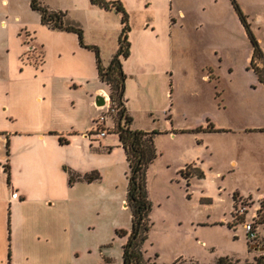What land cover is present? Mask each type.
Returning a JSON list of instances; mask_svg holds the SVG:
<instances>
[{
	"label": "rangeland",
	"instance_id": "374dc122",
	"mask_svg": "<svg viewBox=\"0 0 264 264\" xmlns=\"http://www.w3.org/2000/svg\"><path fill=\"white\" fill-rule=\"evenodd\" d=\"M39 1L62 11L65 25L82 29L85 42L109 63L122 30L120 15L90 0ZM120 1L130 16L134 44L126 61L133 126L177 131L176 137L154 138L157 158L147 170L152 212L146 257L156 264H215L221 257L253 261L264 253L258 250L264 225H254L264 195V84L251 67L253 47L232 0ZM234 1L264 53V0ZM175 19L184 22L180 31L172 29ZM146 32L159 36L160 45L172 38L176 49L145 60L140 45ZM77 45L76 34L42 25L31 0H0L1 77L16 66L25 68L18 61L24 47L23 59L37 65L45 53L44 79L30 68L21 73L28 78L23 97L33 112L45 106L44 86L53 85L56 97L64 92L63 77L96 76L95 54L88 53L89 68H81L84 61L73 52ZM107 116L111 132L105 141L74 139L58 157L59 168L39 149L21 153L0 134V163L6 160L7 173L10 160L18 187L9 190L11 182L0 171V264L123 263L127 238L119 232L132 229L129 164L114 134L116 118ZM5 125L0 120V127ZM194 162L202 166L203 179ZM75 168L100 179L71 185ZM247 224L256 226L254 238L247 236Z\"/></svg>",
	"mask_w": 264,
	"mask_h": 264
},
{
	"label": "crops",
	"instance_id": "0c3cea01",
	"mask_svg": "<svg viewBox=\"0 0 264 264\" xmlns=\"http://www.w3.org/2000/svg\"><path fill=\"white\" fill-rule=\"evenodd\" d=\"M112 1H120V0H112ZM106 12L112 13L113 11H106ZM180 15L184 16L185 14L183 11H180ZM172 22H173L172 24L173 31L176 30L180 31L184 26L183 21L179 23L175 19L172 20ZM152 32L154 34L157 33L156 29H153ZM129 40H130V35H129ZM168 40L167 41L165 40L164 43L160 45L159 36H154L152 34L149 35L146 32L145 40L140 45L142 57L145 60H147V59L155 58L160 52L163 51H165V54L168 53L170 54V52L172 53L176 49V47L174 46V41L172 40V38ZM132 44L133 43H131V48H132ZM118 48H119V42L118 45L114 46L111 55L107 58L108 59L111 58L112 60ZM133 49H134V44H133ZM24 52H25V47L20 52L18 61H20V64H22V66L25 65V68L21 69V68H17L16 66V68L13 69V73L4 79L0 75V120L6 122L5 126H7V127L5 126L0 127V134L1 135L7 134L9 138V145H11V147L16 146V148L21 153H25L30 150L39 149L40 151L43 152L44 155L48 157H52L53 159L52 161H54L56 168H59L60 160L58 157L65 151V148L68 145H70L74 139L78 138L81 139V141L88 142L89 141L88 138H91L90 132L94 128L95 121L103 113V110L106 109L105 105L104 106L97 105L98 97L109 96L110 88L107 85L103 84L99 79L97 65H96V57H95V67H96L95 77L92 78L91 76H87V75H82L76 78L63 77L62 80L64 82V86H63L64 92L61 96L56 95V97H55L53 85H49L48 87L44 86L42 90L44 91L45 97H47L45 106H43L38 111L33 112V110L30 109V106L23 97V94L27 93L30 88V86H27L26 84L28 78H25L24 74L22 75L21 73H23L22 72L23 70L26 71L27 69L30 68L31 71H34L35 73L37 72L41 73L40 79H44L45 71L41 70V68H43L45 64V53L43 51L44 58L42 64L37 65L33 61H30L28 59L27 60L23 59ZM73 52L75 56H78L80 60L84 61V65L83 66L81 65L82 66L81 68H85V69L89 68L88 59L90 58L88 56L89 55L88 53H92V52L85 48H82L79 44V40H78V45L74 48ZM58 54L61 55L62 53L59 52ZM130 57H131V53H130ZM129 58L123 61V68L125 73H127V62H128L127 60H129ZM103 62L105 65L109 64L106 63L104 59ZM0 73H2L1 70ZM125 97H126V92H125ZM37 98H38L37 99L38 102L40 103L42 97H37ZM126 108L129 115L132 116V113L129 112L128 99L126 102ZM19 123L21 124L20 128L15 129L14 127L16 125H19ZM35 123L37 124L36 126L34 125ZM132 129L137 130L134 128V126H132ZM176 132L177 131H174V129L170 131H161L160 132L161 134L156 136H160L163 134H170V136L176 137L177 136ZM115 135L117 137L119 146H121L119 141V136L117 134ZM107 136L105 138H107ZM103 139L99 141H105ZM107 146L109 147L111 145H107ZM5 162L6 160L1 161L2 166H0L1 167L0 171H2L3 173L2 177L4 181H7L8 177L10 178L11 183L8 186L10 190L12 188L17 187L15 186L14 177H13L14 168L10 164V160H9L7 162L8 172L5 173L3 168ZM192 164L196 165L195 167H199V169L203 171L202 166H199L198 163L194 162ZM62 167H65V165H62ZM72 170L74 171L75 176L81 178L89 174V171L87 170L84 171L83 173L81 171L79 172L76 168ZM76 183L81 184L86 182L77 181ZM261 254L264 253H260V255Z\"/></svg>",
	"mask_w": 264,
	"mask_h": 264
},
{
	"label": "trees",
	"instance_id": "16d2710c",
	"mask_svg": "<svg viewBox=\"0 0 264 264\" xmlns=\"http://www.w3.org/2000/svg\"><path fill=\"white\" fill-rule=\"evenodd\" d=\"M90 2L92 5L106 11H115L121 17L122 30L119 36V48L108 65L104 64L98 47L86 44L84 31L82 29L65 25V14L62 11L53 10L43 5L39 0H31V8L33 11L40 14L42 25L51 30L76 34L80 46L95 54L99 79L110 88L109 96L111 99V108L115 111L113 116L116 118L117 122L115 134L119 136L120 144L125 151L126 159L129 164L127 204L128 208L132 211V229L129 233L126 231L119 232L120 236L127 238L123 246L122 264H156L152 262L150 258L146 257L144 246L149 238L151 229L150 214L152 212V204L149 200L147 191V170L150 164L157 158L154 138L161 133L158 131L144 132L133 130L132 126L134 120L132 116L129 115L126 108L127 99L125 97V92L127 75L123 68V61L128 59L131 53L129 13L120 1L90 0ZM232 3L246 28L247 35L253 47L251 67L258 76L259 81L264 84V53L256 38L248 29L240 8L234 0H232ZM256 61L262 62L263 67H256ZM208 127H212L211 124ZM6 169L8 172V166ZM197 177L203 179V172L200 171ZM97 179H100L98 174H87L81 178L70 173L71 185L77 181L92 183ZM9 180L10 178L8 177V182H10ZM236 196L237 194L234 195L235 201ZM255 223V225H264V199L260 201L258 219ZM259 246L264 247V243L262 245L259 244ZM156 257L158 258V255H156ZM173 264L197 263L176 260ZM215 264H264V254L255 257L253 261L245 262L234 260L229 257H221Z\"/></svg>",
	"mask_w": 264,
	"mask_h": 264
},
{
	"label": "built area",
	"instance_id": "2783aa9c",
	"mask_svg": "<svg viewBox=\"0 0 264 264\" xmlns=\"http://www.w3.org/2000/svg\"><path fill=\"white\" fill-rule=\"evenodd\" d=\"M104 99H105V108L107 109L106 110V114H104V112H103L98 117V119L94 123V128L90 132V136L94 137L97 140H101V139L105 138L107 135L110 134L111 127H109V117L107 115H113L114 112H115L111 108L110 96H104ZM4 171H5V169H4ZM14 195L16 196V193H14ZM263 199H264V195H263V198L261 200H263ZM259 209H260V206H259ZM258 210H257V214H255V216H254L255 217V219H254L255 222L258 219ZM254 225H252V224H247L246 225L247 235L249 236L250 239L255 237L254 230H256V229H255Z\"/></svg>",
	"mask_w": 264,
	"mask_h": 264
},
{
	"label": "water",
	"instance_id": "95a60500",
	"mask_svg": "<svg viewBox=\"0 0 264 264\" xmlns=\"http://www.w3.org/2000/svg\"><path fill=\"white\" fill-rule=\"evenodd\" d=\"M97 105L98 106H104L105 105V99H104V97H102V96H99L98 97ZM254 246L257 248V245H254ZM254 246H252V248H254ZM263 249H264V247L258 248V250H263Z\"/></svg>",
	"mask_w": 264,
	"mask_h": 264
}]
</instances>
